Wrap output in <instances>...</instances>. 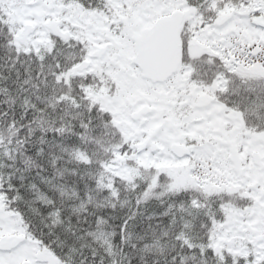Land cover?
<instances>
[{
    "label": "snow or ice",
    "instance_id": "obj_1",
    "mask_svg": "<svg viewBox=\"0 0 264 264\" xmlns=\"http://www.w3.org/2000/svg\"><path fill=\"white\" fill-rule=\"evenodd\" d=\"M0 264H264V0H0Z\"/></svg>",
    "mask_w": 264,
    "mask_h": 264
}]
</instances>
